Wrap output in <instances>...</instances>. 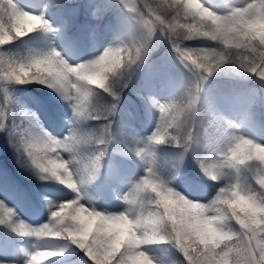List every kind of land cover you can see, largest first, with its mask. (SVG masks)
I'll use <instances>...</instances> for the list:
<instances>
[{
	"label": "clouds",
	"instance_id": "9594fccd",
	"mask_svg": "<svg viewBox=\"0 0 264 264\" xmlns=\"http://www.w3.org/2000/svg\"><path fill=\"white\" fill-rule=\"evenodd\" d=\"M119 3L128 14L123 37L76 59L73 51L56 45L57 29L41 0H0V49L34 33L45 36L43 48L22 56L0 51L5 91L0 131L6 130L12 84L46 87L72 113L63 137L41 127L35 113L25 114L27 123L12 130L21 164L71 198L59 200L38 227L19 221L34 243L31 250L21 249L22 261L8 264H50L64 255L61 244L78 249L91 264H160L149 251L152 245L180 253L182 260L168 264H264V143L253 135L254 128L264 126V102L239 90L213 93L206 87L222 69L264 83V0ZM194 40L204 46L189 47L187 42ZM161 43L189 73V81L182 84L163 74L159 89L166 98L146 94L155 113L152 131L142 139L133 137L122 149L141 163L143 174L123 186L116 197L120 210H100L88 190L104 178L120 182L119 166L108 159L114 143L111 117L123 90L141 72L159 73L151 57ZM88 121L104 123L91 132L83 127ZM165 145L179 150L170 157V175L158 163V149ZM189 157L211 182L213 191L204 193L205 200L191 199L175 187ZM172 208L180 210L179 217ZM81 212L94 222L87 238ZM194 221L206 225L209 234L187 227ZM116 223L127 230L113 232L110 226Z\"/></svg>",
	"mask_w": 264,
	"mask_h": 264
},
{
	"label": "rangeland",
	"instance_id": "374dc122",
	"mask_svg": "<svg viewBox=\"0 0 264 264\" xmlns=\"http://www.w3.org/2000/svg\"><path fill=\"white\" fill-rule=\"evenodd\" d=\"M46 18L57 29L54 37L56 45L74 52L76 59H84L102 51L108 44L116 43L123 37L122 23L127 13L119 0H41ZM41 40H17L4 46L0 51L12 56H22L29 51L44 47L45 36L40 34ZM189 47L204 46L202 41H188ZM151 59L156 62L158 74L141 72L135 80L123 90L115 115L111 117V133L114 143L109 148L110 161L119 166L120 182H113L107 178L93 185L89 195L100 210L118 211L120 203L117 196L123 186L143 174L141 163L135 158L125 155L122 151L124 143L133 137L142 139L152 131L155 113L151 112L146 100V94L156 92L159 98H166L167 93L159 89V81L163 74L171 76L179 83L187 84L189 73L175 61L169 46L161 43L152 53ZM209 91L216 93L221 89H235L242 91L257 102H264V83L255 78L242 79L230 71L220 70L207 82ZM10 108L5 119L6 130L0 131V201L16 211L17 219L38 227L48 219L49 209L59 200L69 199L65 189L50 182L38 180L16 157L19 166L7 163V147L12 144L13 132L18 125L27 123L25 114L35 113L41 127L57 137H63L69 128L68 120L72 113L67 103L62 102L49 89L44 97L35 91L17 84L8 86ZM141 102L143 104H141ZM5 107V91L0 84V109ZM104 121H88L83 126L85 130L98 131ZM253 135L264 143V126L253 129ZM161 146L158 149V163L160 169L167 175L174 170L170 157L178 153V149ZM15 148V147H14ZM16 149V148H15ZM90 150V149H89ZM20 156L18 151L14 156ZM18 158V159H17ZM22 168V173L18 170ZM175 187L194 200H205L212 194L213 188L199 172L191 157L179 169L175 180ZM0 242L6 247L0 250V260L22 261V248L31 250L34 241L31 238L18 236L7 225H0ZM65 249L62 257L53 258L50 264H91V262L75 248L68 244L59 245ZM150 253L160 264H168L170 259L182 260L180 253L167 245H152ZM179 257V259H178ZM37 264H47L40 260Z\"/></svg>",
	"mask_w": 264,
	"mask_h": 264
},
{
	"label": "snow or ice",
	"instance_id": "6c2138e0",
	"mask_svg": "<svg viewBox=\"0 0 264 264\" xmlns=\"http://www.w3.org/2000/svg\"><path fill=\"white\" fill-rule=\"evenodd\" d=\"M128 3H132V0H127ZM39 23V21H37ZM32 31V28L29 27V32ZM170 211H173L178 217L180 216V210L172 208ZM81 224L83 225V235L87 238V235L93 230L94 222H91L88 217H85L81 212L80 216ZM20 219L16 217V211L14 208L8 206L3 201H0V225H7L13 232H15L18 236L28 238L24 233L26 232L25 227L19 222ZM111 230L118 235L123 234L127 230V225L116 223L110 226ZM192 231L205 235L209 234V230L206 225L200 224L198 222H193L191 225H188ZM184 230V225H181V231ZM6 247L4 242H0V250ZM0 264H8V260H0ZM189 264H194L193 261H190Z\"/></svg>",
	"mask_w": 264,
	"mask_h": 264
},
{
	"label": "trees",
	"instance_id": "16d2710c",
	"mask_svg": "<svg viewBox=\"0 0 264 264\" xmlns=\"http://www.w3.org/2000/svg\"><path fill=\"white\" fill-rule=\"evenodd\" d=\"M39 35H40V33H34V34L30 35V36H27L26 38H28V39H30V38H38ZM24 86L36 91L37 93H39V94H41V95H43L45 97L48 96V94H49V89L48 88L40 86L38 84H29V85H24ZM167 147H171V146H167ZM7 149L8 150L6 151V156H8V157L10 156V158H12V159H8L7 163H10L11 165L15 164V162H16L15 158H16L17 154L15 156H14V154L17 153V150L14 147L10 148V146H8ZM19 171L20 172L22 171L21 167L19 168ZM80 253H82V252H80ZM178 259H179V257H178Z\"/></svg>",
	"mask_w": 264,
	"mask_h": 264
}]
</instances>
